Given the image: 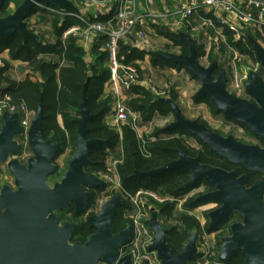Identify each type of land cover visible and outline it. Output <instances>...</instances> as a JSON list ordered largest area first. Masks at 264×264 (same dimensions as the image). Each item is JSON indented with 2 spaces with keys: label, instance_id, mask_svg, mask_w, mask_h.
Instances as JSON below:
<instances>
[{
  "label": "water",
  "instance_id": "water-1",
  "mask_svg": "<svg viewBox=\"0 0 264 264\" xmlns=\"http://www.w3.org/2000/svg\"><path fill=\"white\" fill-rule=\"evenodd\" d=\"M5 2L6 0H0V39H8L19 32L25 44L29 39L39 40L37 35L30 32L26 22L29 14L38 4L52 6L63 12L76 7L75 3L69 0H24L14 13L2 17ZM179 36L189 44L190 56L165 52H158L157 55L189 69L201 83L196 98H210L218 113L244 125L251 134L260 138L263 146L244 144L233 136L222 137L197 120L186 119L172 100L166 102L173 111L175 122L168 129L187 132L229 163L241 166L249 172L264 175V80L259 76L251 75L250 80L245 83V91L249 99L230 93L227 89V75L224 69L220 71L218 78L214 79V73L219 67L218 62H213L207 68L202 66L198 61L195 40L184 33H179ZM247 39L264 69V48L253 36L249 35ZM87 88L86 86L83 92L81 118L77 121L79 126L77 149L70 159L65 178L61 183L56 184L54 189L50 188L47 180L57 169L53 161L61 149V144L44 140L43 100L41 99L39 103L28 131L29 145L35 154V158L29 161L28 167L15 159L23 153V147L15 140L16 136L24 132L20 126L19 115L6 113L0 118L2 123L0 163H6L9 156H13V160L8 163V169L15 175L20 188L17 194L20 197V205L15 209L17 211L20 209L18 213L23 215L21 218H15L16 224L14 218L11 219V223H4V218L0 215V264H17L14 245L20 240L21 234L26 232L33 236L34 264H51L54 261L55 264H129L130 262L129 257L120 259L121 250L130 239V228L114 233L117 209L125 205L119 194L105 201L98 214L89 220L95 232L84 246L79 244L71 247L67 242L69 234L63 237L46 231L49 223L57 228L58 217L55 211L66 208L74 201L77 211L84 212L89 200V194L85 189L106 185L97 175L86 171L91 164L89 148L101 143L100 140L86 138L87 122L91 119L87 108ZM181 168L188 169L192 173L190 181L182 187V191L193 188L202 180L215 188L214 192L198 199V202L213 201L222 204L219 209L208 214L211 228L228 220L232 213L239 214L243 218V223L231 226V236L221 240L219 264H225L237 252L245 256L244 264H264V180L247 187L246 176L238 177L235 172L201 164L199 159L186 157L181 152L177 161L161 169L139 175L154 177L168 170ZM1 209L0 207V213ZM47 214H51L48 220L45 219ZM20 219L23 220L22 223L17 222ZM148 225L155 236V242L150 250L157 253L161 264H191L195 254L198 253L196 233L176 257L167 244L168 232L161 223L156 209L152 210ZM48 257L50 263H47Z\"/></svg>",
  "mask_w": 264,
  "mask_h": 264
},
{
  "label": "trees",
  "instance_id": "trees-1",
  "mask_svg": "<svg viewBox=\"0 0 264 264\" xmlns=\"http://www.w3.org/2000/svg\"><path fill=\"white\" fill-rule=\"evenodd\" d=\"M23 2L24 0H6L2 9V17L9 15L10 4L19 7ZM83 2L84 0L80 1L81 4ZM68 13L80 14L76 8H69ZM37 14H39V18L43 22L47 20L50 23L48 24L52 25L51 31H54L55 41L49 42L41 35L40 40L29 39L25 44L24 38L19 32H16L8 39H0V55L8 51L11 61L26 63V66L22 67L24 69L17 70L20 76L23 77L21 73L28 71L25 79L20 82L14 81V79L9 77L11 75L9 71L10 63L5 62L4 67H0V89L2 93L10 94L17 106L25 104L29 110L34 112H37L39 103L41 99L43 100L42 127L44 140L51 141L54 144H61L58 155L68 150H71L70 156L76 152L79 128L77 121L81 118L83 92L87 86V108L91 119L87 122L88 133L86 138L87 140L101 141L100 144L89 148L91 164L86 168L87 172L95 175L106 174L113 160H117L121 162L117 166V171L123 193L134 194L139 190H148L164 197L184 199L194 189L204 186L205 191H213V187L202 180L193 188L181 192V187L186 185L192 176L191 171L184 168L168 170L154 177H141L139 175L161 169L177 161L179 152L186 157L199 158L201 164L213 167L224 169L221 164L216 162L219 160L227 162L228 165L230 163L211 152L201 142H199L200 149L198 148L199 146H193L190 138L193 137L198 140L197 137L184 131L156 129L152 137L140 140L131 126L123 127L121 132L108 126L105 122V117L111 110L113 101L110 97H105L104 94L105 85L110 78V71L107 67V55L99 50L101 44L98 43L92 48V60H89L87 52L75 40H67L65 44L61 40L62 34L66 29L82 25L79 19L73 15L52 13L38 7L31 11L28 19ZM37 30L42 31L41 28ZM165 35L177 47L181 48L182 55L190 56V46L184 39L176 34L169 35L166 33ZM254 38L257 41L260 39L264 41L260 34L254 36ZM235 47L240 53L249 56L257 62V56L248 40L240 41L235 44ZM197 52L200 59L203 54L200 46H197ZM48 56L55 57L56 61L48 60ZM120 57L124 63L132 64L138 59L142 60L143 54L137 51L136 47H133L129 41H121ZM211 60L213 62L216 58L211 57ZM154 64L157 65L156 62ZM136 68L140 73V68ZM222 69V64H219L214 74L215 79L218 78ZM259 77L264 80L263 70ZM134 90L140 95V98L130 101L129 106L133 111L141 114L144 122H152L156 114L166 118L172 113L169 106L162 99L156 97L147 89L135 86ZM171 98L175 101L176 95H171ZM201 102H207L215 109L209 99L196 100V103ZM231 122L234 121L231 120ZM241 126L245 128L243 125ZM179 133L180 136H177ZM183 133L188 138H183ZM237 167L241 168V166ZM252 175L255 176L252 181L263 178L260 173H252ZM94 190L97 192V205L102 194L110 193L111 191L108 185L94 188ZM123 193H120L122 197ZM114 195L115 193L112 197ZM199 196L196 195L189 198L183 204V211L180 213H177L176 203L155 204L160 221L163 223V219L166 220V225L163 226L168 232L167 244L176 257L182 252L194 233L198 236H203L205 233L211 234L217 231L209 230L207 225L206 229L203 228L199 220L194 215H191V211L194 209L213 202H198ZM119 208L114 221L115 234L131 226V220L125 217L128 205L125 204ZM88 209H90V205ZM235 216L231 220L240 218L239 214ZM172 221L174 222L173 224ZM220 247L221 240H219L213 250L214 255L208 258L210 264H219ZM198 260L199 257L194 256L191 264H197ZM244 262L245 256L241 252H237L225 264H244Z\"/></svg>",
  "mask_w": 264,
  "mask_h": 264
},
{
  "label": "built area",
  "instance_id": "built-area-1",
  "mask_svg": "<svg viewBox=\"0 0 264 264\" xmlns=\"http://www.w3.org/2000/svg\"><path fill=\"white\" fill-rule=\"evenodd\" d=\"M82 5L83 14L63 12L45 4H38L37 7L52 13L73 15L82 22V25L72 26L63 32L64 44L73 39L87 53L96 44H101V52L107 55L110 78L106 85L113 101L107 119H111L109 126L119 132L123 127L131 126V112L123 97L132 92L139 78L135 64L122 61L120 42L129 41L133 47L147 49L149 42L146 31L151 25L172 33L211 31L217 44L215 52L219 55V63L226 71L227 89L238 97L248 98L245 83L251 75L259 76L264 70L258 61L245 62L248 61L247 55L235 47V44L247 39V31H264L262 0H84ZM224 30L230 35H225ZM210 52H207L208 58ZM5 113L19 115L27 138L34 113L25 104L17 106L10 94L2 93L0 117ZM131 128L135 130L134 125ZM119 163L115 161L108 172L100 177L115 194L120 195L123 191L117 171ZM122 195L121 199L128 205L126 211L131 220V234L129 242L121 250L120 259L129 257V264H161L157 253L150 250L155 236L148 222L155 204L173 203L176 199L148 190Z\"/></svg>",
  "mask_w": 264,
  "mask_h": 264
},
{
  "label": "crops",
  "instance_id": "crops-1",
  "mask_svg": "<svg viewBox=\"0 0 264 264\" xmlns=\"http://www.w3.org/2000/svg\"><path fill=\"white\" fill-rule=\"evenodd\" d=\"M69 1L74 2L76 5L75 8L79 10L80 14H83L84 8H83V5L80 3L81 0H79V1L69 0ZM139 1H142V0H139ZM262 1H264V0H262ZM13 7H16V6L14 4H10L9 10H10V8H13ZM50 7H52V6H50ZM52 8H54V7H52ZM9 10H8V12H9ZM38 21H39V14L34 15L31 18H29L28 26L30 25V27L35 28L36 27L35 25L37 24ZM197 24H198V22H197ZM41 29H42V31H35L36 34L33 33L39 37V40L41 39V35H42V36H44L45 40H47L49 42L55 41L54 31H43V28H41ZM30 32L32 33L33 31H30ZM146 33H147V37H148L149 47L147 49L136 48L137 51H139L140 53L143 54L142 60L138 59L134 62L135 66L140 68V73L138 71L139 78H138V83L136 84V87L145 88L150 93L155 95L156 97L162 99L163 102H165L169 106L170 110H171V107L166 102V100H172L181 109L184 117L186 119H189V118H187L186 113H184V110L181 108L180 102L182 99V86H180L179 83H175L176 79L174 78V75L175 76L177 75L176 70H178L179 68L182 70H185L186 74L188 73L190 75L191 79H193L194 81L196 80L199 84V88L197 89V91L201 88V83H200L199 79L197 77H195L194 74L189 69H187L185 66H180V65L173 63L172 61L166 60L165 58L157 55V53L158 52H165V53H170V54H174V55L184 56L181 54L182 53L181 48L177 47L173 43V41L165 35L166 33H168L169 35H173V34L179 35V33H184L186 35H189L193 40H195L196 46H200V48H202L203 54L200 57V59L198 58V61L200 62V64L202 66H204L205 63H209V61H211V57L216 58V60H214L213 62L218 61V64H220L219 63V57H218L219 55L218 54L216 55V52H215L217 49V44L215 43L214 34L211 31H203L202 33H199V32L192 31V30L181 31L178 33H172L170 31L164 30L160 26H155V25H151L149 31H146ZM224 34L227 35L229 33L227 32V30H224ZM249 35L247 34V36H249ZM251 36H253V34H251ZM61 40L63 41V37H61ZM246 40H248V39H246ZM99 50L101 52V46L99 47ZM209 50L211 52H210V56L208 58L207 52ZM7 53H8V51L1 54L0 59H2L3 62H10V74L11 75L16 74L19 76V72H17V70L22 68L19 66H21V65L26 66V63L23 64L22 62H19V61H11L9 58V53H8V57H5ZM92 53H91V51H89V53H87L88 54L87 57L89 60H92V55H91ZM197 54H198V52H197ZM247 57H248L247 58L248 61H245V62H256L252 58H250L249 56H247ZM47 59L56 61V58L53 56H50V57L48 56ZM154 62H156L157 65H155ZM3 66H4V64H3ZM3 66H0V67L2 68ZM209 66H204V67L207 68ZM182 72H183V73H181L182 75H178V76L183 77V80H185V81H189V76L186 79L185 78L186 76L184 75L185 74L184 71H182ZM12 79L15 80V77H12ZM214 79H215V77H214ZM16 81L20 82L19 80H16ZM168 86H170V89ZM134 88H133L132 92L124 95L123 100L125 101V103L129 107V110L131 112V116L129 118V121L131 123L130 125L131 126L134 125V127H135L134 131L137 133L138 138L140 140H142V139H145L147 137H152V135L155 133L156 129H167V130H169L168 129L169 126L173 122H175V116H174L172 110H171L172 113L168 117L162 118V117L158 116V114H156L155 118L152 122L146 123L143 121V117L141 116L140 113H136L135 111H133L130 108V106H129L130 101L140 98V95L135 92ZM227 88H228V85H227ZM197 91H196V93H197ZM196 93L194 94V99L198 100V98H196ZM230 93H232V92H230ZM104 94H105V97H110L108 89H107V85H105ZM232 94H234V93H232ZM171 95H176L175 101L171 98ZM200 99H209L210 100V98H208V97L200 98ZM215 109H216V107H215ZM31 112H33V111H31ZM216 114H220L223 116V114L218 113L217 110H216ZM224 119L227 120L226 117H224ZM189 120H193V119H189ZM195 120H197L199 123H202L205 126H207L201 118H196ZM110 121H111V119L110 118L107 119V115H106L105 122L108 126L110 125ZM169 131H173V130H169ZM183 138H187V135L185 133H183ZM115 161H117V160H115ZM115 161H113L112 164Z\"/></svg>",
  "mask_w": 264,
  "mask_h": 264
},
{
  "label": "rangeland",
  "instance_id": "rangeland-1",
  "mask_svg": "<svg viewBox=\"0 0 264 264\" xmlns=\"http://www.w3.org/2000/svg\"><path fill=\"white\" fill-rule=\"evenodd\" d=\"M16 8L17 7L10 8L8 13L9 14L14 13ZM47 17H49V16L47 15ZM26 22L29 23L28 18H27ZM48 23L49 22L47 20H45L43 22L39 18V21L35 25L36 26L35 28L30 27V25L28 27H29L30 31H33L32 33H35V34H36L35 31H38L37 29H39L40 27L43 28V31H51L52 25L50 26L49 25L50 23L49 24ZM247 34L248 35L253 34V36L260 34L261 38L264 39V31H258L257 29H255L253 31H251V30L247 31ZM258 42L264 48V41L262 39H260ZM5 57H8V53L6 54ZM211 61H209V63H205L204 66L211 65L212 64ZM22 63L24 64V62H22ZM3 64L5 65V62H3L2 59H0V66H3ZM19 67H25V65H21ZM27 68L29 70L28 66H27ZM22 69H24V68H22ZM9 71H8V73H9ZM182 71H184V73H185L184 75L186 76L185 77L186 79L189 76V81H185V80H183V77L178 76V75H182L181 74V73H183ZM27 72L21 73L23 75V77L20 75L18 76L16 74H12L9 77H11V78L15 77L14 81H16V80L21 81L22 79H25L27 77V75H28ZM176 73H177V75L176 76L174 75V78L176 79L175 83H179V85L182 86V99H181L180 104H181V108L184 110V113H186L187 118L193 119V120H195L196 118H201L209 128H211V129H213V130H215V131H217L223 135L233 134L237 139L242 140L245 143L253 144V145H257V146L261 145V143L258 139L249 136L248 133H245L244 128L241 125H236L233 122L226 121L222 115L216 114V109H214L209 103H207V102L196 103V99H194V94L196 93L197 89L199 88L198 82L196 80L194 81L193 79H191L190 75L188 73L186 74L185 70H182L179 68L178 70H176ZM168 87L170 89V86H168ZM33 113H34V115L36 114V112H34V111H33ZM0 124L2 125L1 122H0ZM177 136H180V133L177 134ZM19 138L21 139L20 142L23 145V153L21 156H17L15 159L19 160L20 163H23L21 159L26 158L27 155L30 154L31 152H33V154H34V151L30 147L28 137L26 138L24 133H23V136L19 137ZM191 143L193 146L198 147L197 144H195V142L193 143L191 141ZM70 151L71 150L65 151L61 155L57 154L56 158L54 159V165L57 167V169L55 171V174L51 175L47 180V184L49 186H53V183L55 180H60L62 177H64L65 173L67 172L70 159L72 157V156H70L71 155ZM34 158H35V154H34V157L31 159H34ZM12 160H13V158H11V160H8L6 163H0V178H1L0 180H1V182L4 181V176H2V175L9 174L10 171L8 169V163ZM27 163H26V165H27ZM24 164L25 163H23V165ZM102 175H104V174H100L97 176L99 178H101L100 176H102ZM197 192H198L197 190H193L189 194L194 195V194H197ZM114 193H115V191H112V190L110 191V193L109 192L103 193L99 199L97 207L99 208L101 206L102 202L109 200ZM189 194L187 196H185L184 199H186L189 196ZM175 199H176V202H173V203H176L177 213H180L181 211H183L182 207L186 201L183 200L182 198H179V199L175 198ZM220 206H221L220 204L218 205V204H215L214 202H211V203L206 204L202 207L194 209L193 211H191V215H194L199 220L202 227L205 228L208 226V224H207V226H205V224L207 222H209L208 214L211 213L212 211H215ZM118 209H120V208H118ZM127 214H128V212L126 211L125 217H127L130 220V218L128 217ZM235 215L236 214H234L233 216L236 217ZM231 219L228 222L223 224L224 225L223 231L220 235L217 233H215L213 235L204 234L202 237H200V239L197 242V248H198V253H200L202 255V259L198 260L199 261L198 263L210 264L208 262V258H210L211 256L214 255L213 250L215 249L217 243L219 242L220 237L228 236V234L230 235V228H229L230 225L232 223L240 221L241 217L238 219L236 218L237 220H234L235 218L233 220H231ZM173 223L174 222L172 221V224ZM162 224L166 225L165 219H163Z\"/></svg>",
  "mask_w": 264,
  "mask_h": 264
},
{
  "label": "flooded vegetation",
  "instance_id": "flooded-vegetation-1",
  "mask_svg": "<svg viewBox=\"0 0 264 264\" xmlns=\"http://www.w3.org/2000/svg\"><path fill=\"white\" fill-rule=\"evenodd\" d=\"M245 99H249V97L245 98ZM226 121H230L231 122L230 119H227ZM233 123H235L236 125H242V124L237 123L235 121ZM0 128H1V124H0ZM211 130H213V129H211ZM213 131L216 132L217 134L221 135L222 137H225V138L229 137V136H233L234 138H236L233 134L223 135V134H221V133H219V132H217L215 130H213ZM244 131H245V133H248L249 136H251L253 138H256L258 140L260 139L259 137L257 138V136L251 134L245 128H244ZM23 133L20 134L19 136L15 137L16 142L19 145H21L22 147H23V145L21 144V142H20L21 139L19 137H22ZM187 138H188V136H187ZM237 140H239V139H237ZM190 141H192L193 143L195 142V144H197V146H199L198 147L199 149L201 148L200 145H199V142H200L199 140H196L195 138L192 137V138H190ZM239 141L243 142L244 144H248V143H245L242 140H239ZM259 141L261 143V145H259V146H263L262 141L261 140H259ZM248 145H253V144H248ZM33 157H34V154H33V152H31L30 154L27 155L26 158L21 159V160H22L23 163H25L24 165L26 167H28L29 161ZM11 158H13V156L10 155L9 156V160H11ZM189 158H193V157H189ZM197 159H199V158H197ZM216 162H218V164H221L224 167V169L220 168L222 170H226L228 172H235L238 177L246 176L247 177V187H251L255 182L264 179V175H262L263 176L262 179H256V180L252 181L253 178L255 177L254 175H252L253 172H249L246 169H244L243 167H241V168L237 167L234 164L231 165V163L228 165L227 162H225V161H220L219 160V161H216ZM23 163H21V164L23 165ZM26 163H27V165H26ZM53 163H54V161H53ZM216 168H218V167H216ZM54 174H55V172L52 175H54ZM2 176H4V181L1 182V180H0V207L2 208L0 215H1V218H4V223H6V222L11 223V219L14 218L15 224H16V219L15 218H21L23 216L21 213H18V211H20V209L18 211H17V209H15V208H18L19 205H20V197L17 196V194L20 191V188L17 185L16 177H15L14 174L9 172V174H7V175L4 174ZM64 178H65V175L60 180H55L54 183H53V186H50V188L54 189L55 185L61 183ZM181 189H182V187H181ZM181 189H180L181 192H185L186 191V190L182 191ZM213 189H214L213 191H205V186L201 187V188H198V189H194V190L198 191L197 194H194V195H190L189 194V196L186 199H183V200L187 201L189 198H191L193 196H196V195L197 196L200 195L198 197V199H199V198H201L202 196H204L206 194L214 192L215 188L213 187ZM85 192L87 194H89V200L87 201V206H86L84 212H78L74 201H72L66 208L61 209V210H57V211L54 212L55 215H57V217H58L57 222H56V227L57 228L52 226L50 223L47 225L46 231L49 232L50 234L57 233L59 236H63V237H66L69 234V238L67 239V242H68V245L71 246V247H74V246L79 245V244L84 246L88 242L89 238L95 232L94 229L92 228L91 224L89 223V220L91 218L95 217L98 214L99 209H100L101 206L99 208L97 207V204H96V198H97V194L96 193L97 192H96V190H94V188H86ZM198 199H197V201H198ZM104 202H102V204ZM202 202H204V201H202ZM214 203L218 204V205L220 204L222 206L221 203H218V202H214ZM89 205H90V209L87 210ZM220 207H218L217 209H219ZM234 214H236V213H232L230 215V217L228 218V220H226L222 224L217 225L214 228H211V221H210V219L208 217L209 222H207L205 224V226L208 224L209 230H213V231L217 230L216 232H213V233L208 234V235H213L215 233L220 235L222 233V231H223V227H224L223 224L228 222L232 218V216ZM50 216H51V214H47L45 219L48 220L50 218ZM240 217H241L240 221L232 223L230 225V227H229L230 228V235L228 234V236L220 237V240H222L225 237H230L231 236V226L233 224L243 223V218H242L241 215H240ZM17 222L22 223L23 220L20 219ZM120 232H122V231H120ZM205 234H207V233H205ZM200 237H202V236H198L197 235V242L200 239ZM32 238H33V236L30 235L29 233H27V232L25 234L22 233L21 237L19 238L20 240H17V242L15 243L14 248H15V252H16V256H17V258H16L17 264H34L35 263V260H34V257H35L34 252H35V250H34V244H33V239ZM50 242L52 243V241H50ZM37 253H39V251H37ZM195 256H198L199 260L202 259V255L200 253L195 254ZM50 262H51V260L49 258V261L47 263H50ZM51 264H55V261L51 262Z\"/></svg>",
  "mask_w": 264,
  "mask_h": 264
}]
</instances>
